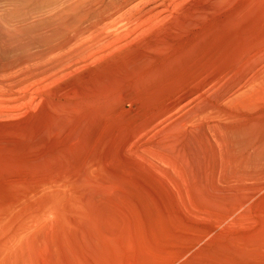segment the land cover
<instances>
[{
  "label": "bare ground",
  "instance_id": "obj_1",
  "mask_svg": "<svg viewBox=\"0 0 264 264\" xmlns=\"http://www.w3.org/2000/svg\"><path fill=\"white\" fill-rule=\"evenodd\" d=\"M106 58L113 63L91 67V61ZM76 73L77 82L66 81ZM129 80L131 102L137 89H148L151 101L160 102L145 128L192 105L170 125L209 119L205 126L237 159L233 162L252 171L264 164V113L260 119L251 115L258 106L252 100L264 97V0H0V117L29 113L0 127V169L28 158L26 167L36 168L39 148L50 158L54 128L66 125L73 109L92 133L95 118L83 117L82 102L63 101L67 95L93 92L98 99L89 108L95 114ZM118 91L122 99L129 97ZM20 182L11 180L13 191L0 194V201L14 196L0 204V239L13 237V245L5 246L12 249L22 236L11 228L29 229L34 221L24 223L21 215L44 199L21 202L28 183Z\"/></svg>",
  "mask_w": 264,
  "mask_h": 264
},
{
  "label": "rangeland",
  "instance_id": "obj_2",
  "mask_svg": "<svg viewBox=\"0 0 264 264\" xmlns=\"http://www.w3.org/2000/svg\"><path fill=\"white\" fill-rule=\"evenodd\" d=\"M112 61H91L90 66ZM77 76L66 81L77 82ZM118 89L129 97L122 99ZM118 89L112 104L100 106L96 116L89 108L98 99L93 92L67 95L63 101L82 102L87 106L83 117L95 118L92 133L82 128L73 109L66 125L54 128L50 158L37 149L46 163L38 157L36 168L26 167L28 158L0 169V194L11 193L9 182L20 179L18 184L28 183V197L21 202L44 198L21 215L24 223L34 221L29 229L11 228L22 236L21 243L6 248L14 238L0 239L2 264H264V164L252 171L233 162L237 159L205 126L209 119L170 125L192 105L158 127L157 121L145 128L160 102L151 101L148 89H137L131 102V80ZM261 97L252 100L258 105L253 117L264 113ZM25 112L18 119L0 117V127L24 120ZM13 200L5 197L0 204Z\"/></svg>",
  "mask_w": 264,
  "mask_h": 264
}]
</instances>
